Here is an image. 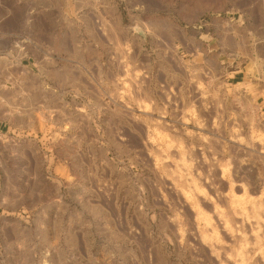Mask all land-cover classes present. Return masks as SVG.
Listing matches in <instances>:
<instances>
[{"label":"rangeland","instance_id":"374dc122","mask_svg":"<svg viewBox=\"0 0 264 264\" xmlns=\"http://www.w3.org/2000/svg\"><path fill=\"white\" fill-rule=\"evenodd\" d=\"M0 54L98 72L63 264H264V0H0Z\"/></svg>","mask_w":264,"mask_h":264},{"label":"crops","instance_id":"0c3cea01","mask_svg":"<svg viewBox=\"0 0 264 264\" xmlns=\"http://www.w3.org/2000/svg\"><path fill=\"white\" fill-rule=\"evenodd\" d=\"M63 67L0 54V222L18 224L20 254L30 247L40 261L50 253L49 264L67 260L54 240L60 231L81 233L76 224L60 229L52 223L77 221L67 214L76 202L67 200L66 190L79 184L74 160L82 141L80 111L98 109L97 101L83 100L82 81L98 72ZM90 85L97 89V81ZM61 146L68 152H60Z\"/></svg>","mask_w":264,"mask_h":264}]
</instances>
